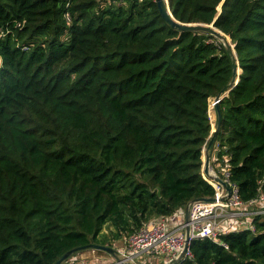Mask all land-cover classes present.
Masks as SVG:
<instances>
[{
  "label": "trees",
  "instance_id": "trees-1",
  "mask_svg": "<svg viewBox=\"0 0 264 264\" xmlns=\"http://www.w3.org/2000/svg\"><path fill=\"white\" fill-rule=\"evenodd\" d=\"M168 4L232 40L212 165L263 209L264 0ZM233 73L221 39L156 0H0V264H55L213 197L210 100ZM190 248L178 264H264V213Z\"/></svg>",
  "mask_w": 264,
  "mask_h": 264
},
{
  "label": "built area",
  "instance_id": "built-area-1",
  "mask_svg": "<svg viewBox=\"0 0 264 264\" xmlns=\"http://www.w3.org/2000/svg\"><path fill=\"white\" fill-rule=\"evenodd\" d=\"M212 184L215 187V201L190 202L187 207L179 210L186 212L188 208V218L185 216L184 221L174 228L169 227L167 218H160L144 225L128 236L127 247L118 249V256L107 263L136 264L134 260L138 256L158 255L164 257L165 264L177 258L182 252L184 258L191 257L193 254L190 246L193 240L216 237L222 231L228 232L231 226L242 224L250 215L264 213V208L245 209L237 188H232L231 194L228 195L221 184L216 182ZM260 200L264 201V194L260 196ZM61 264L74 263L66 260Z\"/></svg>",
  "mask_w": 264,
  "mask_h": 264
},
{
  "label": "water",
  "instance_id": "water-1",
  "mask_svg": "<svg viewBox=\"0 0 264 264\" xmlns=\"http://www.w3.org/2000/svg\"><path fill=\"white\" fill-rule=\"evenodd\" d=\"M157 5L159 7V11L163 18L172 26L175 28H178L180 30H186V31H207L215 36H217L219 39H221L224 44L226 45L232 61H233V77L231 81L224 86L219 93L215 96L214 101H213V106L215 108V114L217 115L216 123H215V128L211 130V134L208 139L207 145L203 149V166H202V171L204 176L210 180V183L216 182L221 184L227 191V194L230 195L232 192V187L229 185L228 181L222 178L218 172L213 168L212 165V152L214 149V144L216 141V138L218 136V133L221 129V110H220V101L224 96H227L230 90L239 82L240 76H239V67L237 66L238 60H237V52L233 46L232 40L229 36H227L223 31H221L219 28H217L213 23L211 24H206V23H201V22H192V23H186L179 21L176 19L170 9V6L168 4V0H156ZM160 191V189H159ZM216 198L213 197H200L192 200L191 202L194 201H207V202H212L215 201ZM188 208L186 209V219L188 218ZM88 249H94V250H101L105 251L113 256H118L119 251L111 247L109 245H103V244H98V243H90L84 246H80L77 248H74L64 254L55 264H61L68 260L73 254L79 251H84ZM184 259L183 252L175 259L165 263V264H178ZM132 264V263H128Z\"/></svg>",
  "mask_w": 264,
  "mask_h": 264
},
{
  "label": "rangeland",
  "instance_id": "rangeland-1",
  "mask_svg": "<svg viewBox=\"0 0 264 264\" xmlns=\"http://www.w3.org/2000/svg\"><path fill=\"white\" fill-rule=\"evenodd\" d=\"M221 10V8L219 9V11ZM213 101H214V98H212L211 100H210V117H211V121H212V130L215 128V123H216V119H217V117H216V114H215V108H214V106H213ZM206 146V145H205ZM213 168L214 169H216V167H214V164H213ZM176 214H178V213H176ZM179 215H174V216H170V217H167V221H168V224H172V225H175V221H176V219H177V217H178ZM177 225H175V226H173V227H176ZM105 230H106V232L105 233H109V235H111V228H109L108 226L105 228ZM127 238H128V236L126 237V238H120V239H116V240H113L112 241V245H111V247L113 246L114 248L115 247H117L118 245H121L123 242H126L127 241ZM93 254H95V255H103V256H108V258H110L111 257V255L109 254V253H107V252H105V251H101V250H94V249H88V250H85V251H83L79 256H92ZM152 256H157L156 257V259H159L157 262L158 263H164L165 262V259H164V257H160V256H158V255H144V257H143V261L144 262H146V261H148L149 263L148 264H154V262H150V259L151 258H153ZM113 258H114V256H113ZM74 259H68L67 261H73ZM103 262H100V263H98V264H102Z\"/></svg>",
  "mask_w": 264,
  "mask_h": 264
},
{
  "label": "crops",
  "instance_id": "crops-1",
  "mask_svg": "<svg viewBox=\"0 0 264 264\" xmlns=\"http://www.w3.org/2000/svg\"><path fill=\"white\" fill-rule=\"evenodd\" d=\"M175 215H179L177 217L176 221H175V225L178 226V224H180V223H182L184 221L185 216H186V212H179V214H175ZM175 225H172V224L170 225L169 224V227L170 228H174L173 226H175ZM127 244H128V241L123 242L121 245H118L115 248L117 250L118 249H124V248L127 247ZM143 257H144V255H141V256L136 257L135 260H134V262L136 264H148L149 263L148 261H146V262L143 261ZM113 259L114 258H113L112 255H111L110 258H108V256H103V255L101 256V255H95V254H93L92 256H87V257L86 256H79L78 258H75L72 262L74 264H98L100 262H104V264H105L107 262L110 263L111 261H113ZM158 260L159 259H156V257L153 256V258L150 259V262H154V264H160V263L157 262ZM161 264H163V263H161Z\"/></svg>",
  "mask_w": 264,
  "mask_h": 264
},
{
  "label": "clouds",
  "instance_id": "clouds-1",
  "mask_svg": "<svg viewBox=\"0 0 264 264\" xmlns=\"http://www.w3.org/2000/svg\"><path fill=\"white\" fill-rule=\"evenodd\" d=\"M217 117V116H216ZM209 181V180H208ZM210 182V181H209ZM212 184V183H211ZM214 186V185H213ZM111 255V254H110ZM113 256V255H112ZM115 257V256H114Z\"/></svg>",
  "mask_w": 264,
  "mask_h": 264
}]
</instances>
